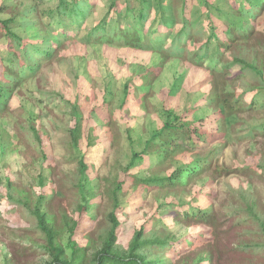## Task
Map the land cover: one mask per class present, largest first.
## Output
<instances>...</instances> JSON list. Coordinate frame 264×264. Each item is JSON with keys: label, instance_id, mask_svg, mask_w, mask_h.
Wrapping results in <instances>:
<instances>
[{"label": "rangeland", "instance_id": "1", "mask_svg": "<svg viewBox=\"0 0 264 264\" xmlns=\"http://www.w3.org/2000/svg\"><path fill=\"white\" fill-rule=\"evenodd\" d=\"M114 1L55 42L59 0H0V20L52 53L27 43L15 73L35 72L10 75L0 30V264L55 262L39 211L69 264H98L114 215L115 257L144 227L145 262L264 264V0H144L161 44L123 39L143 0L93 31Z\"/></svg>", "mask_w": 264, "mask_h": 264}, {"label": "trees", "instance_id": "2", "mask_svg": "<svg viewBox=\"0 0 264 264\" xmlns=\"http://www.w3.org/2000/svg\"><path fill=\"white\" fill-rule=\"evenodd\" d=\"M92 0H59L58 2V6L56 7L55 10H48V12L50 13V15L52 14V17L54 20H57V25H55L58 28L63 29L62 31H59L55 34V42H60L61 38L62 39H67L68 36V32L69 30H78L81 26V22L85 21L87 19V17L90 14L89 11V6H90V2ZM144 0L141 1V3L139 4V8L137 9L138 11V24H137V28L133 29L132 33L128 32L127 34H124L123 39H127L130 36H134L135 39L139 40L138 43H140V37L139 35H136L135 33L139 32V34L142 33H152V35L157 36L156 37V43L161 44V38H166L167 37V33L162 32V30L160 29V27L158 26L156 30H151V32H148L145 29V21L147 18V10L150 9L149 6L145 7L146 4H144ZM184 15L187 14V10H186V4L184 5ZM132 9L129 5H127L126 10L123 12L120 7H119V3L117 0L114 1V3L112 4V6L110 7V12L112 13L111 16H107L106 18L102 19L97 26L93 29V31H98L101 30L102 33H108V26L112 25L114 22H116V18L120 17L122 15H124V17L129 18L132 16ZM110 18V20H109ZM115 20V21H114ZM114 21V22H113ZM113 22V23H112ZM16 21L14 19H9V20H0V30L2 32H4V39H6L7 41V49L8 52L12 55L11 59L8 61V65H6L8 72L10 75H14L17 76L19 78H23L21 75L22 74H26L27 73H33L35 72L36 68L31 66V64L25 63L23 62L21 64V69L18 71V75L15 73V67L17 66L16 64V57L19 59V57L21 55L27 56L29 57V54L32 50H34L35 52L38 53H42L45 57L49 58L52 53L50 50V47L46 46L44 48L43 45H38L39 48H36L35 44L29 43L27 42L25 39H23V37L19 36L16 32H14L11 28V24H15ZM18 23V22H17ZM67 24L71 25L69 28H67ZM118 24V22L116 23ZM69 29V30H68ZM130 35V36H129ZM129 36V37H128ZM127 37V38H126ZM27 43L29 46H31V49L27 48ZM173 44L171 45V47L175 44V42H172ZM132 44V43H131ZM134 45V44H133ZM138 46L140 44H137ZM137 46V47H138ZM136 47V46H135ZM35 48L37 50H35ZM42 49V50H41ZM0 90L4 91L3 88L0 86ZM4 93L0 92V95H2ZM177 118V117H176ZM183 126L182 125H176L174 122H170V123H165L164 124V130H168V131H174L175 129H182ZM171 180V178H167V181ZM156 183H161L164 182V180H156L154 181ZM86 208H88L87 204H84L81 208V215L84 214ZM38 214V218H39V227L40 229L46 234V236L48 237V240L50 242V244L53 247V250L56 251V260L53 264H69L67 262H62L59 259V256L62 255L63 251L59 248L54 247L53 245V240H54V235L52 230L50 229V227L48 226L45 216L40 213V211L37 213ZM114 217V225H113V229L110 235V238L107 242V245L105 247V250L99 255L97 261L98 264H153L150 262H145L144 260H142V258H139L138 256H136L134 254V252L140 248L141 246V236L143 235V229L138 233L135 243L133 245L132 248V254L129 256L128 260L119 258V257H115L112 256L110 254L111 251V247L112 245L115 243L116 240V230L118 227V221L116 220L115 215ZM79 226L80 223L79 221L75 222L72 229H71V239H70V243L72 245V247L75 245L74 242H72V238L76 235V233L79 230Z\"/></svg>", "mask_w": 264, "mask_h": 264}]
</instances>
